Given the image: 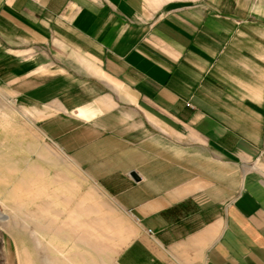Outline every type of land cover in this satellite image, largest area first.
I'll return each mask as SVG.
<instances>
[{
	"label": "crops",
	"instance_id": "crops-1",
	"mask_svg": "<svg viewBox=\"0 0 264 264\" xmlns=\"http://www.w3.org/2000/svg\"><path fill=\"white\" fill-rule=\"evenodd\" d=\"M0 57L134 222L116 264H264V0H0Z\"/></svg>",
	"mask_w": 264,
	"mask_h": 264
},
{
	"label": "rangeland",
	"instance_id": "rangeland-1",
	"mask_svg": "<svg viewBox=\"0 0 264 264\" xmlns=\"http://www.w3.org/2000/svg\"><path fill=\"white\" fill-rule=\"evenodd\" d=\"M9 74L0 68V264H116L134 222L46 135L39 108L19 100L33 86Z\"/></svg>",
	"mask_w": 264,
	"mask_h": 264
},
{
	"label": "water",
	"instance_id": "water-1",
	"mask_svg": "<svg viewBox=\"0 0 264 264\" xmlns=\"http://www.w3.org/2000/svg\"><path fill=\"white\" fill-rule=\"evenodd\" d=\"M132 176H134V177H135V174H134V173H132Z\"/></svg>",
	"mask_w": 264,
	"mask_h": 264
},
{
	"label": "built area",
	"instance_id": "built-area-1",
	"mask_svg": "<svg viewBox=\"0 0 264 264\" xmlns=\"http://www.w3.org/2000/svg\"><path fill=\"white\" fill-rule=\"evenodd\" d=\"M150 233V231H148Z\"/></svg>",
	"mask_w": 264,
	"mask_h": 264
}]
</instances>
